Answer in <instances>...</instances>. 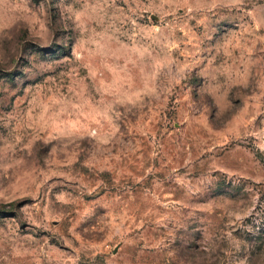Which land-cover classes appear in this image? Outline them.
<instances>
[{"label":"rangeland","instance_id":"obj_1","mask_svg":"<svg viewBox=\"0 0 264 264\" xmlns=\"http://www.w3.org/2000/svg\"><path fill=\"white\" fill-rule=\"evenodd\" d=\"M0 264H264V0H0Z\"/></svg>","mask_w":264,"mask_h":264}]
</instances>
